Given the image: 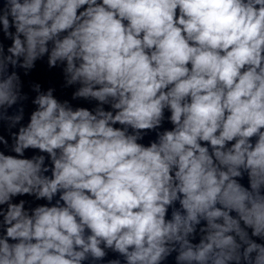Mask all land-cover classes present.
Returning a JSON list of instances; mask_svg holds the SVG:
<instances>
[{
	"label": "clouds",
	"instance_id": "9594fccd",
	"mask_svg": "<svg viewBox=\"0 0 264 264\" xmlns=\"http://www.w3.org/2000/svg\"><path fill=\"white\" fill-rule=\"evenodd\" d=\"M0 264H264V0H0Z\"/></svg>",
	"mask_w": 264,
	"mask_h": 264
}]
</instances>
